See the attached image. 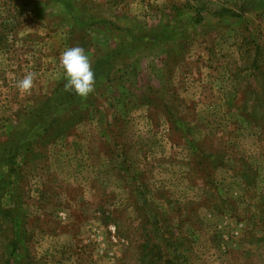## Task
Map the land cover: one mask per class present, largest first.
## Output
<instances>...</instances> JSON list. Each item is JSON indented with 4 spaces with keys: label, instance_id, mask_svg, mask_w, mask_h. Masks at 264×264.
I'll return each instance as SVG.
<instances>
[{
    "label": "rangeland",
    "instance_id": "rangeland-1",
    "mask_svg": "<svg viewBox=\"0 0 264 264\" xmlns=\"http://www.w3.org/2000/svg\"><path fill=\"white\" fill-rule=\"evenodd\" d=\"M263 193L264 0H0V264H264Z\"/></svg>",
    "mask_w": 264,
    "mask_h": 264
},
{
    "label": "clouds",
    "instance_id": "clouds-1",
    "mask_svg": "<svg viewBox=\"0 0 264 264\" xmlns=\"http://www.w3.org/2000/svg\"><path fill=\"white\" fill-rule=\"evenodd\" d=\"M66 83V91L75 92L80 97H87L94 91L95 73L89 56L82 47H68L60 56ZM34 75L26 73L16 82V88L21 92H28L33 87Z\"/></svg>",
    "mask_w": 264,
    "mask_h": 264
},
{
    "label": "trees",
    "instance_id": "trees-1",
    "mask_svg": "<svg viewBox=\"0 0 264 264\" xmlns=\"http://www.w3.org/2000/svg\"><path fill=\"white\" fill-rule=\"evenodd\" d=\"M73 95H74V93H71V94H69V95H67L69 98H67V100L66 101H70V98L71 97H73ZM62 105H63V103H62ZM58 108V107H57ZM264 194V193H263ZM262 199V198H261ZM263 199H264V196H263ZM262 199V200H263ZM260 201V200H259ZM260 202H262V204L264 205V202L263 201H260Z\"/></svg>",
    "mask_w": 264,
    "mask_h": 264
}]
</instances>
